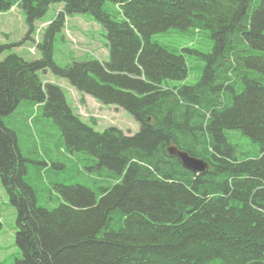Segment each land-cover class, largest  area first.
I'll return each instance as SVG.
<instances>
[{"label": "trees", "instance_id": "obj_1", "mask_svg": "<svg viewBox=\"0 0 264 264\" xmlns=\"http://www.w3.org/2000/svg\"><path fill=\"white\" fill-rule=\"evenodd\" d=\"M107 1L119 6L121 21L103 8ZM253 1L0 0V12L18 3L26 38L51 5H62L37 44L40 59L2 58L7 45H0V180L16 211L14 237L23 254L11 264H264V0L250 13ZM85 13L106 32L108 61L60 67L54 37L65 16ZM170 28L207 31L212 40L193 86L164 85L187 77L183 56L151 41ZM48 70L125 110L139 131H95L60 86L41 80L39 72ZM23 100L41 105L66 150L94 156L117 182L98 194L57 185L63 202L38 207L17 134L2 121ZM226 130L258 142L259 156L238 161ZM172 143L210 169L183 168L168 156Z\"/></svg>", "mask_w": 264, "mask_h": 264}, {"label": "rangeland", "instance_id": "obj_2", "mask_svg": "<svg viewBox=\"0 0 264 264\" xmlns=\"http://www.w3.org/2000/svg\"><path fill=\"white\" fill-rule=\"evenodd\" d=\"M258 4L254 0L251 10ZM103 8L116 20L123 16L118 5L105 2ZM62 10L61 4H53L46 15L35 23V31L29 38L25 15L18 3L8 11L0 12V45H7L2 58L17 54L26 61L42 57L37 44L43 41L48 23ZM19 14L22 21H19ZM26 31V32H25ZM25 32V33H24ZM151 41L175 54L183 56L187 66V77L183 81H164L168 87L193 86L202 75L206 60L211 53L212 40L203 30L170 28L151 36ZM255 54L259 53L254 51ZM53 60L60 67L73 61L91 59L108 61V47L104 28L91 14L65 16L62 31L54 37ZM41 80L61 87L66 101L81 120L97 132L116 127L125 134H135L139 124L125 110L113 105H104L93 97L73 88L65 79L58 78L51 71L39 72ZM4 125L17 134V142L26 160L25 182L34 190L38 207L56 208L62 201L55 190L57 185H82L98 194L102 188L115 184L118 176L110 170L97 166L94 156L83 152L66 150L61 132L51 118L43 115L41 105L31 101H21L9 115L2 117ZM225 135L238 161L257 158L259 143L241 130H226ZM0 264H11L21 259L23 254L15 242L16 211L9 202L7 192L0 180ZM219 260H214L215 264Z\"/></svg>", "mask_w": 264, "mask_h": 264}, {"label": "water", "instance_id": "obj_3", "mask_svg": "<svg viewBox=\"0 0 264 264\" xmlns=\"http://www.w3.org/2000/svg\"><path fill=\"white\" fill-rule=\"evenodd\" d=\"M168 156L176 158L183 168L195 174H202L210 169L208 162L203 159L193 157L185 151L179 150L174 143L167 148Z\"/></svg>", "mask_w": 264, "mask_h": 264}, {"label": "crops", "instance_id": "obj_4", "mask_svg": "<svg viewBox=\"0 0 264 264\" xmlns=\"http://www.w3.org/2000/svg\"><path fill=\"white\" fill-rule=\"evenodd\" d=\"M19 21L21 22L22 21V17H21V15L19 14ZM51 22H49L48 24H50ZM26 32V31H25ZM24 32V33H25ZM50 83H52V82H50Z\"/></svg>", "mask_w": 264, "mask_h": 264}]
</instances>
